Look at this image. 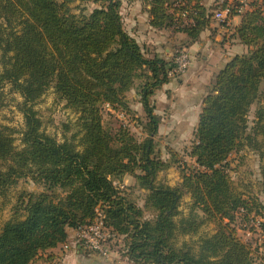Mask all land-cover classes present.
Here are the masks:
<instances>
[{"label":"trees","instance_id":"trees-1","mask_svg":"<svg viewBox=\"0 0 264 264\" xmlns=\"http://www.w3.org/2000/svg\"><path fill=\"white\" fill-rule=\"evenodd\" d=\"M76 1L100 6L75 14L70 4ZM148 3L153 27L184 32L191 41L214 15L202 0ZM121 6L122 0H0V107L1 88L8 84L23 98L24 117L21 147L15 130L0 126V191L22 177L43 187L18 198L22 215L18 212L0 231V264H33L67 241L68 228L88 225L99 213L123 237L122 255L134 264H264L237 225L242 219L252 222L251 229L264 230L258 218H264L263 206L232 186L226 168L241 147L255 102L254 131L264 141V0H253L243 14L234 11L241 16L234 34L251 49L227 62L204 97L190 151L197 165L183 171L177 186L158 180L172 162L156 151L160 116L151 102L170 80L174 61L146 56L125 30ZM137 79L146 114L142 139L124 125L106 126L103 116L106 104L130 112L126 93ZM51 87L77 115L78 130L63 140L45 131L35 109ZM126 175L147 191L144 207L120 186ZM185 194L192 202L179 218ZM145 209L154 216L147 218ZM206 223L215 225L214 233L197 243L178 242L182 235H197Z\"/></svg>","mask_w":264,"mask_h":264},{"label":"rangeland","instance_id":"rangeland-1","mask_svg":"<svg viewBox=\"0 0 264 264\" xmlns=\"http://www.w3.org/2000/svg\"><path fill=\"white\" fill-rule=\"evenodd\" d=\"M98 6H100V3L91 1H76L70 4V9L71 12L75 14H81L82 12L89 14L91 10ZM142 6L145 7L143 4ZM209 9L212 10L211 12L214 11V13L219 9V5L216 0L211 4ZM213 21L215 23L219 22L214 18ZM168 30L174 33L176 42L180 44V41H184V39L180 37L181 35H179L180 31L172 28ZM180 48L176 47L172 56L168 59L169 61H174L175 57L181 50ZM147 57L151 58L153 56ZM139 83L140 80L137 79L134 85L135 87L126 93V99L130 108V112L128 114L122 110L111 111L107 107H104L103 116L106 126L117 129L120 125H124L130 129L135 137L142 139L146 136L143 128L144 122L146 121V114L143 104L140 102V95L138 94ZM177 83L179 84L180 82ZM212 85L213 83L208 84L207 89H205L204 92H209ZM261 89H264V84H262ZM1 90L3 92V104L0 107V126L13 128L15 130L13 133V136L15 137V144L17 147H21V131L24 127V117L19 106L23 98L17 92L12 91L10 85L8 84L2 86ZM203 97L204 93L197 95L196 103L191 107L192 112L196 110V113L198 110L202 109L204 100ZM169 98L170 100H172V98L176 99V101L184 99L182 91H178L177 89H174L173 93L169 94ZM151 102H153V98L151 99ZM157 105L158 104H155V109L159 108ZM170 107L171 106H167L165 104L161 105V109H163L165 115L166 112L169 113ZM257 107L258 102L253 103L250 107L247 114L248 128L241 138V147L230 155L226 162V168L232 186L247 196L255 197L263 206L264 210V175L262 174V166L264 164V141L262 135L256 134L254 131L256 119L255 111ZM35 109L38 111V115L42 120L45 131L56 136L59 140H63L65 137H71L78 130V127L76 126L77 115L69 107H67L65 101L59 98L53 87L48 89V91L38 100L35 104ZM196 128L197 125L192 122L189 123V126L186 128L170 129L165 127L161 132L158 131L155 136V140L157 141L156 151L161 158L172 162V166L159 173L158 180L160 182H164L171 186H177L182 182L183 171H189L196 167V161L190 155L191 147L195 141ZM249 134H251V138H248ZM78 136L79 135H77V137ZM129 179L130 178H128L124 184L125 178H123L122 181L119 182L121 184L120 186L130 193L131 197L134 198L140 206L144 207L147 191L139 188L138 185H133ZM116 182L118 183V180H116ZM42 190L43 187L34 182L31 178L22 177L6 190L0 191V231L4 224L9 219L16 216L18 212L22 215L23 211L18 203V198H20L22 192H41ZM191 202L190 195L185 194L180 203L179 209L182 214L179 218L187 215L190 210ZM144 212L147 218H152L155 214L154 211L150 209H145ZM100 218L101 216L99 215L95 220ZM258 218L259 220H264L261 216ZM240 220L242 219H238L237 221V225L239 226V236L255 250L259 261H261V259L264 260V230L257 225L255 229H251L252 222H241ZM215 230L216 227L213 223H206L201 227L200 232L197 233V235L192 237L182 235L179 237L178 242L182 243L183 241H188L190 243H197L200 236L212 234ZM77 232L78 230L74 229L72 233H69V244L66 248L61 247L59 254L60 251H63L64 253L65 250L68 249L69 252L82 256L80 257L81 261L76 264H85L83 261L88 259L90 254H95L97 257L99 256L98 258L101 257L102 259L112 260L114 264H127L124 260L126 258L121 252L124 247L122 236L118 235L116 238H112L108 242L112 250L111 256L103 257L91 250L79 247ZM78 248L81 250L80 253H77L79 250ZM47 254L48 253H44L33 264H75L68 262L63 263L62 260L58 259L48 261L46 260ZM54 254L56 253L54 252Z\"/></svg>","mask_w":264,"mask_h":264},{"label":"crops","instance_id":"crops-1","mask_svg":"<svg viewBox=\"0 0 264 264\" xmlns=\"http://www.w3.org/2000/svg\"><path fill=\"white\" fill-rule=\"evenodd\" d=\"M202 2L210 8L215 0H202ZM149 8L150 4L148 0H122L121 14L124 28L147 52L146 56L157 55L170 59L176 47H183L180 49L188 50L191 55V65L187 71L177 76V78L170 79L161 88L157 89L152 97L153 102L159 106L158 109H155V113L160 116L158 131L161 132L165 127L170 129L186 128L192 122L198 125L201 110H198L196 113V110L194 112L191 110L192 105L196 103L197 95L204 93L205 97L208 94V91L204 92L207 89V85L215 82L217 73L227 62L233 56L246 54L251 49V47L240 42L234 34L235 27L239 24L241 16H232L227 24L215 23L212 18L210 26L204 29L195 41H191L186 33L180 32V37L184 39L183 42L180 41V45L175 41L174 33L168 30L171 28H155L150 24ZM177 82L180 83L178 84ZM174 89L182 91L183 100L176 101L173 98L170 100L169 94L173 93ZM162 104L171 106L169 113L166 112V115L163 109H161ZM124 178V184L130 178L129 180H131L133 185H138V180L131 175H126ZM72 231H74L73 228H68V233H72ZM68 241L67 239L66 242L43 252L42 255L48 253L46 258L48 261L58 259L62 260L63 263L76 264L80 262V257L82 256L73 254L68 249L64 253L60 251L59 254L61 247L66 248L68 246ZM78 249L77 253H80L81 250L80 248ZM49 255L52 256L50 259H48ZM98 257L95 254H90V257L83 261V263L114 264L112 260ZM124 260L127 264H134L126 259Z\"/></svg>","mask_w":264,"mask_h":264},{"label":"built area","instance_id":"built-area-1","mask_svg":"<svg viewBox=\"0 0 264 264\" xmlns=\"http://www.w3.org/2000/svg\"><path fill=\"white\" fill-rule=\"evenodd\" d=\"M253 0H217L219 9L215 11L213 18L220 23L227 24L229 19L237 14H243L251 7ZM234 11L236 13H234ZM191 65V55L186 49H181L178 55L174 59V65L168 71L170 78H175L180 74H183ZM106 107L114 111L110 104H106ZM100 219L94 220L92 223L80 227L77 232L78 245L84 249L91 250L94 253H98L103 257L111 256V246L109 241L112 238H116L118 235L108 226H106L101 213Z\"/></svg>","mask_w":264,"mask_h":264}]
</instances>
